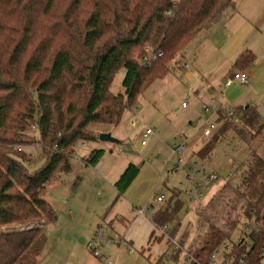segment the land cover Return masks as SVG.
Segmentation results:
<instances>
[{
	"label": "trees",
	"instance_id": "obj_1",
	"mask_svg": "<svg viewBox=\"0 0 264 264\" xmlns=\"http://www.w3.org/2000/svg\"><path fill=\"white\" fill-rule=\"evenodd\" d=\"M235 10V0H0V226L22 225L0 234V264H42L49 238L40 220L56 218L46 188L72 171L78 145L99 138L89 127L117 126L126 107L169 75L177 53ZM147 43L164 53L151 66L139 63ZM255 60L245 50L234 66L245 70ZM120 71L124 92L115 93L111 84ZM233 111L231 118L220 111L217 129L194 152L196 162L211 163L218 141L232 130L250 151L233 184L226 182L213 198L225 199L224 211L216 212L212 201L197 209L207 237L190 254L208 264L224 243H233V231L245 221L251 231L234 242L231 264H264V156L254 147L264 117L248 104ZM30 127L37 137L26 132ZM199 133L202 138L203 131ZM36 145L42 149L36 161L18 150ZM104 153L96 148L83 161L96 167ZM139 172L140 166H127L115 183L119 196ZM173 192L170 205L150 218L155 228L149 245L166 237L156 235L159 228L175 236L169 226L186 201L182 189ZM162 259L154 264H163Z\"/></svg>",
	"mask_w": 264,
	"mask_h": 264
},
{
	"label": "rangeland",
	"instance_id": "obj_2",
	"mask_svg": "<svg viewBox=\"0 0 264 264\" xmlns=\"http://www.w3.org/2000/svg\"><path fill=\"white\" fill-rule=\"evenodd\" d=\"M202 37L196 55L198 58L194 56L192 63L188 60L190 71L197 78V82H200L198 87L196 84L194 90L201 89L202 74L200 76L198 74L204 70L205 60L212 58L208 57V38L205 39L204 35ZM200 39L199 37L197 44ZM204 40L205 42L202 43ZM255 62L251 66L253 70L257 65L254 90L249 91V85L235 82L240 87L236 90V94L243 95L249 102L259 105L260 109L257 108L258 106L256 108L264 116V56L256 58ZM123 77L124 71L116 74L111 84L113 92H124L123 84H121ZM194 83H196L195 79H184L182 74L171 71L166 78L156 80L140 94L133 107H126L121 122L114 129L113 136L119 140L118 143L88 141L83 151H80L78 146L75 153L78 157L72 158V171L60 174L58 180L48 185L45 191L47 201L56 211V218L51 222L45 218L40 220L45 224L49 238L43 264H93L94 260L104 262L88 247L101 224L108 226L105 241L109 239L112 241L108 249L113 252L122 250L118 256L114 257L116 264H154L159 259L160 253H163L160 256L163 257V264H184L188 252L200 250L207 233L205 220L199 218L197 209L207 206L212 201L216 212L224 211L225 199L213 200V198L218 195L226 182L233 184L236 179L234 176L239 173L237 170L243 169V163L250 151L249 145L239 139L235 131L232 130L218 141L212 162L207 164L208 170L219 173L218 182L210 187L211 189L200 201L185 202L178 219L169 226L171 233L175 235L174 238H170L169 243H167L168 235L164 239L161 237L163 235H160L162 239L151 245V251L148 250L149 234L155 228L152 221H149L151 213L137 217L135 209V206L143 207L147 203H154L160 194H164L165 203L156 204L155 212L160 208L168 207L173 189H183L180 186L182 173L175 168L174 161H177L179 157L183 158V165H185L190 160L185 169L187 172L191 163L198 160L193 150L191 151L188 147L182 154L173 155L171 150L172 145L180 141V137L186 133L189 135L187 146L192 144V139L199 134L201 124L213 121V117L216 116L213 112H201L203 102L200 103L198 97L190 90ZM161 84L164 85L161 87ZM206 93L207 100H211V93ZM214 97L219 105L220 94L216 93ZM197 119L199 120L196 126L190 122ZM111 127L91 125L89 130ZM147 129H153V133L145 139L143 134ZM26 132L33 137L39 135L34 127H30ZM206 139L202 135V139L199 140L204 143ZM126 145L130 149L121 153L120 149L125 148ZM100 146L113 152L107 153L95 168L84 164L81 158ZM25 148L34 161L40 159L42 149L39 145ZM262 154L264 156V151ZM130 163L140 166L139 177L129 186L126 194L119 196L115 182ZM176 191L178 190L174 192ZM182 199H186L184 194ZM141 220H144L145 224ZM21 227V224L0 226V234L21 229ZM233 232L231 240L236 242L241 237V232L238 228H235ZM156 233L158 235V232ZM131 239L133 242H130ZM174 239L183 244V250L177 258L175 249L171 245ZM131 246L133 250H130ZM144 248L146 252L141 254ZM234 256L232 252L226 255L221 254L220 262L231 264L235 260Z\"/></svg>",
	"mask_w": 264,
	"mask_h": 264
},
{
	"label": "crops",
	"instance_id": "obj_3",
	"mask_svg": "<svg viewBox=\"0 0 264 264\" xmlns=\"http://www.w3.org/2000/svg\"><path fill=\"white\" fill-rule=\"evenodd\" d=\"M235 3H236V10L232 15H230L228 18H224V19L219 20L211 28L201 31L198 35V38L195 39L193 42H191L190 45L188 46V48L182 54V61L181 62H183V63L185 62V63H187V66H189V61H191V63H192L194 56H196L198 53L197 51H198L199 46L201 45V41L203 39L202 35H204L205 39L208 38V42H209L208 49L209 50L207 52H208V57H210V58L212 57V58L208 61L205 60L204 68H203L204 70H202V72H200L198 74V76H200L202 74L201 78L203 80L202 81L203 85H202L201 89L200 90L199 89L194 90V88L196 87V84L198 87L200 82L199 81L197 82V78L190 71L189 68L188 69L182 68V71L177 72L179 74H182L184 79L185 78L189 79V80L195 79L196 83H194L190 87V90L194 93V95H196L198 97V99L200 100V103L203 102L202 108L204 107V104H210V106H209L210 110H211L210 112H213L216 115L215 117H213L214 122H217V120L219 119L220 111L226 112L227 110H231V109H234V108L239 107V106H246L247 104L251 105L252 107H255V108L258 106L257 108L260 109L259 105L253 104V102L252 103L249 102L247 97L245 98V96H243V95L236 94V90L238 88L240 89V87H238L234 81H230L229 77L235 71H248L250 74V77L248 79L249 83L247 84V86L249 85L248 90L249 91L254 90V80L256 77L257 65L255 64L256 66L253 68V70L251 69L252 65H250L248 68H245V70H241V69H238L236 66H234V64L236 62V59L242 53H244L245 50L252 51L255 54L256 58H258L260 56H264V0H235ZM199 37L201 39L199 40V44H197ZM204 42H205V40L202 43H204ZM204 52H206V50H204ZM199 67H200V65H199ZM171 71H173V70H171ZM163 85L164 84H161V87ZM206 92L211 93L210 94V96L212 97L211 100L210 99L207 100V97H205V94H207ZM216 93H219L220 97H221V98L218 97L219 105L216 102V99L214 97V95H216ZM212 101H214V102H212ZM187 107H188V105H187ZM202 108H201V110H202ZM206 113H208V112H206ZM261 115L263 116L262 113H261ZM198 120L199 119H197L196 121H190V122H192V124L196 126V125H198ZM234 121L239 123L240 122L239 117L236 116L234 118ZM201 126H202V124H201ZM201 126H200L199 132L203 131V128ZM217 126H218V122H217ZM114 129H115V126L111 127L110 129L96 128V129H93V131H97L98 134H100L101 132L112 133V136H113L114 131H115ZM199 134H197L192 139L193 143L192 144L190 143L187 146L191 151L193 150V152H195V148L198 149L203 144L202 141H200L202 138H200ZM202 135H203V133H202ZM183 136L189 137V135L187 133ZM183 136H181V137H183ZM204 137L207 138L206 136L203 135V138ZM100 141L101 140H99V138H98L96 141H94V143H96V142L104 143L103 141L102 142H100ZM81 145H78L80 148V151L85 150L86 149L85 148L86 143H82ZM254 147L257 150V152L261 156H263L262 153L264 151V131L262 133L261 138L259 140L255 141ZM96 148L104 149L105 153H104L103 157L105 155H107V153L109 154V153L113 152V150L111 152H109L107 150V148H105L103 146L96 147ZM129 149L130 148L128 147V150ZM186 150H187V148H186ZM82 154L84 155V153H82ZM88 155H84V157H87ZM77 157L78 156H76V154H75L74 158H77ZM81 159L83 160V157ZM101 159L99 160L100 162L97 165H99L101 163ZM189 162H190V160L187 161V164ZM83 163L86 164L85 162H83ZM187 164H186V167H187ZM191 164H193V162ZM87 166H89V165H87ZM93 168H95V167H93ZM209 171H211V170H209ZM211 172H214V171H211ZM215 173H217V172H215ZM133 182H132V184H133ZM128 188H127L126 193L128 192ZM137 217H139V216H137ZM137 219H136V221H137ZM143 221L144 220H141V222L143 224H145V222H143ZM149 221H150V219H149ZM151 232H150V234H151ZM149 239H150V237H149ZM128 240H129V238H128ZM130 242H133V240L131 239ZM148 243H149V240H148ZM131 247H133V246H131ZM147 248H150L148 250L151 251V245L148 244ZM144 250H145V248L143 249V251ZM120 251H122V250H120ZM145 252H146V250H145ZM190 252H188L187 254L190 255ZM141 254H142V252H141ZM162 254L163 253H160L159 258H160V256H162ZM43 261H44V259L42 260V264H43ZM93 264H105V263L94 260Z\"/></svg>",
	"mask_w": 264,
	"mask_h": 264
},
{
	"label": "built area",
	"instance_id": "obj_4",
	"mask_svg": "<svg viewBox=\"0 0 264 264\" xmlns=\"http://www.w3.org/2000/svg\"><path fill=\"white\" fill-rule=\"evenodd\" d=\"M172 1H178V0H172ZM171 13V11H169ZM164 53L158 48L156 44L152 45L150 43H147L145 45V55L142 56L139 59V63L144 66H151L156 60H158L160 57H162ZM182 61V53H177L169 62V68L173 71L180 72L182 71V68L188 69L187 63H183ZM250 77V74L248 71H235L233 72L229 80L238 82L241 85H246L249 83L248 79ZM214 102V101H212ZM183 106H186V104H183ZM210 104H204V107L202 108L201 112L206 113L210 112ZM228 117L234 116L233 109L227 110ZM203 128V135L206 137H209L216 129H217V122L210 121L202 123ZM153 133V129H147L146 132L143 134V138H147L150 134ZM187 138L188 136L180 137V141L176 142L174 145H172L171 150L174 154H182L185 152L187 148ZM145 143V141H143ZM19 151L26 150V148H23L22 146L18 147ZM128 151V147L126 146L123 149H120L121 153H124ZM31 156V155H30ZM32 157V156H31ZM173 159H171L172 161ZM175 168H178L182 173V182H181V188H183V194L185 195L186 202L192 203V202H198L200 199L205 195V193L211 189L210 187L218 182L220 175L219 173L211 172L208 170L207 166L204 163L195 162L191 164L188 171L185 172L186 164H184L183 158H180L177 161H174ZM164 204L165 203V196L164 194L158 195L157 199L154 203H147L143 207H135L138 216L143 217V215H147V213H151V216L155 212V205L156 204ZM107 224H101L98 226V229L95 231L93 238L91 242H89L88 247L93 252V254L100 258L102 261L105 262V264H116L114 257L118 256L120 254V251H110L108 249L109 243H112V241L109 239L108 241H105V232L107 230ZM239 231L241 232V237L236 242L242 241L244 238H247L251 231V225L248 222L242 221L237 226ZM158 235H168L166 232V227L159 228L157 230ZM168 238H170L168 236ZM172 247H174L175 252L179 250H183V247L180 245V243L174 239V241L171 243ZM235 244L233 243H224L220 249V251L215 252L211 259L209 260L208 264H222L220 262V255L221 254H229L234 251ZM171 248V247H170ZM130 250H133V247H130ZM188 260L185 264H191L195 261L196 264H203L201 262H197L193 255L187 254ZM207 264V263H205Z\"/></svg>",
	"mask_w": 264,
	"mask_h": 264
},
{
	"label": "water",
	"instance_id": "obj_5",
	"mask_svg": "<svg viewBox=\"0 0 264 264\" xmlns=\"http://www.w3.org/2000/svg\"><path fill=\"white\" fill-rule=\"evenodd\" d=\"M99 140L103 141V142H113V143H118L119 140L117 138H115L114 136H112V133H107V132H101L99 134Z\"/></svg>",
	"mask_w": 264,
	"mask_h": 264
}]
</instances>
